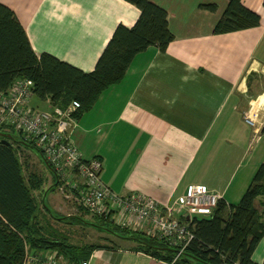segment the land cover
<instances>
[{"label":"crops","instance_id":"1","mask_svg":"<svg viewBox=\"0 0 264 264\" xmlns=\"http://www.w3.org/2000/svg\"><path fill=\"white\" fill-rule=\"evenodd\" d=\"M149 1L166 11L173 40L164 52L150 47L138 54L122 81L75 121L70 140L83 159L100 160V180L116 194H142L171 206L191 186H201L236 205L264 164V0H241L260 17L257 27L224 34L214 29L227 0ZM0 3L15 14L37 56L50 54L84 72L93 71L115 28L132 27L139 17L124 0ZM210 4L215 12L201 8ZM30 106L52 109L34 96ZM246 116L253 117L254 127ZM36 161L45 173L36 192L41 210L46 212L45 205L53 218L54 207L84 224L74 215L83 190L76 173L59 181L37 152ZM60 182L68 193L54 198ZM117 240L120 245L95 249L89 264H172L136 251L134 241ZM48 254H32L27 264H39ZM253 260L264 262V238Z\"/></svg>","mask_w":264,"mask_h":264},{"label":"trees","instance_id":"2","mask_svg":"<svg viewBox=\"0 0 264 264\" xmlns=\"http://www.w3.org/2000/svg\"><path fill=\"white\" fill-rule=\"evenodd\" d=\"M124 1L138 9L139 17L132 27L115 28L91 72L47 53L37 56L15 14L0 3V93L7 92L16 80H30L33 96L48 100L52 108L65 110L76 103L73 118L77 121L104 90L122 81L138 54L150 47L164 52L173 40L162 7L149 0ZM201 8L216 10L212 4ZM259 23L258 14L246 9L241 0H227L214 34L251 29ZM0 132L14 138L8 145L0 139V264H26L30 255L42 252L57 253L67 263L79 264L87 261L95 249L105 247L76 246L60 238L50 223L54 217L45 205L46 212L41 210L33 194L40 191L44 181L37 174H30L27 179L18 157L19 149L34 148L11 130ZM261 134L264 135V128ZM94 218L102 225L81 221L117 239L134 241L136 251L169 263L178 253L163 241L121 229L108 219ZM189 228L194 238L179 255L178 263L172 264H220L223 259L257 264L253 260L254 251L264 238V164L256 170L238 204L227 205L220 200L209 217H193Z\"/></svg>","mask_w":264,"mask_h":264},{"label":"built area","instance_id":"3","mask_svg":"<svg viewBox=\"0 0 264 264\" xmlns=\"http://www.w3.org/2000/svg\"><path fill=\"white\" fill-rule=\"evenodd\" d=\"M32 90V81L16 80L7 92L0 93V130H11L32 145L59 181L65 179L67 172H75L83 184L78 202L89 215L163 241L181 254L194 238L189 221L197 216L209 217L223 200L222 196L201 186H191L184 196L168 206L142 194L114 193L100 180V160L83 159L70 140V130L76 121L73 114L78 105L71 103L65 110H34L30 106ZM245 121L254 127L253 117L246 116ZM37 261L69 264L57 253H49ZM79 264H89V259ZM220 264L239 263L223 259Z\"/></svg>","mask_w":264,"mask_h":264},{"label":"rangeland","instance_id":"4","mask_svg":"<svg viewBox=\"0 0 264 264\" xmlns=\"http://www.w3.org/2000/svg\"><path fill=\"white\" fill-rule=\"evenodd\" d=\"M34 110H36V107H32ZM50 110V109H49ZM47 111V110H45ZM18 157L22 163L23 172L26 178L28 179L30 174L38 175L42 178V180H45V173L43 165H41L38 161H36V152L29 150V152L22 151L19 149ZM59 186L61 187L60 190H58V195L53 194L54 198H60L62 197L61 194H67L68 188L66 185H64V182H60ZM46 187H43V191ZM44 193V192H42ZM36 197V192L33 193ZM38 203L40 204V200L38 198ZM44 204L47 205L48 200L43 199ZM78 205L74 207V215L82 218V220L90 225H96L101 226L102 224L96 220L93 216L89 215L80 205L78 200L76 201ZM42 205H40L41 207ZM50 213L53 217L59 218L63 217V221L59 223L50 222L53 224L56 232L60 235V238L62 240L66 239L65 241L71 245L76 246H84V245H104V246H116L117 244L120 245L117 238L109 235L105 231L92 227L90 225H84L81 223H75V220L72 218L65 217V214L60 215L61 212L57 210L54 207H50ZM68 222V223H66ZM103 227V226H102ZM179 255L176 254L175 257L172 258V263H178L179 261Z\"/></svg>","mask_w":264,"mask_h":264},{"label":"water","instance_id":"5","mask_svg":"<svg viewBox=\"0 0 264 264\" xmlns=\"http://www.w3.org/2000/svg\"><path fill=\"white\" fill-rule=\"evenodd\" d=\"M0 139H1V142L2 143H5V144H9V142L8 141H12L14 138H13V136L12 135H10V134H6V133H1L0 132Z\"/></svg>","mask_w":264,"mask_h":264}]
</instances>
